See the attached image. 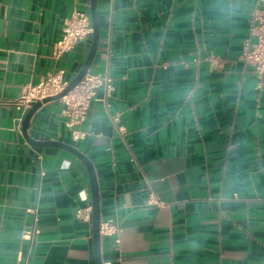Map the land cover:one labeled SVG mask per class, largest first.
I'll return each instance as SVG.
<instances>
[{"label":"crops","instance_id":"1","mask_svg":"<svg viewBox=\"0 0 264 264\" xmlns=\"http://www.w3.org/2000/svg\"><path fill=\"white\" fill-rule=\"evenodd\" d=\"M90 1L0 0V264H95L91 221L75 215L91 205L86 166L29 143L10 104L25 84L78 72L92 33L60 56L53 48L63 19ZM258 5L96 0L88 71L112 77L111 95L98 89L72 127L62 102L46 101L27 135L90 160L101 220L122 228L118 246L101 238L102 264H264V84L237 59ZM210 52L225 62L212 68Z\"/></svg>","mask_w":264,"mask_h":264},{"label":"built area","instance_id":"2","mask_svg":"<svg viewBox=\"0 0 264 264\" xmlns=\"http://www.w3.org/2000/svg\"><path fill=\"white\" fill-rule=\"evenodd\" d=\"M258 1L259 5L253 7L249 20V35L252 40L244 39L237 55V59L248 66L252 74L256 76V88H260L264 84V0ZM92 31L89 12L73 10L63 19L62 34L54 44L53 55L60 56L72 49L76 43L84 40ZM204 59L209 62L212 68H218L225 62L224 57L211 52ZM194 60L197 61V59ZM68 83L69 81L63 77V72L56 71L47 74L37 83L23 85L19 95L10 101L14 109L15 126L19 127L25 112L33 103L41 101L47 96L59 94ZM98 89H102L105 99L108 98L114 89L112 77L107 72L91 73L87 71L69 91L58 98L63 104L62 114L66 116L68 127L81 124L87 119L92 98ZM109 118L121 133L122 126L119 124L118 114H110ZM72 132L75 137H83L85 133L78 130H72ZM75 132L79 133L75 134ZM75 215L81 221L90 222L91 205L77 209ZM121 231L122 228L114 219L100 221V237L115 236V246H118V235Z\"/></svg>","mask_w":264,"mask_h":264},{"label":"water","instance_id":"3","mask_svg":"<svg viewBox=\"0 0 264 264\" xmlns=\"http://www.w3.org/2000/svg\"><path fill=\"white\" fill-rule=\"evenodd\" d=\"M90 18L92 24V39L91 45L84 60L82 66L78 70V72L73 76V78L69 81L68 85L57 95L54 96H47L43 98L41 101H37L33 103L30 108L27 109L25 112L23 119L21 121V132L24 138L31 144L39 145V146H58L64 148L75 156H77L86 166L88 177H89V191H90V200H91V236H92V246H93V253H94V260L95 264H102L101 257H100V233H99V225L101 221L100 215V204H99V190H98V183L94 168L88 159V157L82 154L79 150L74 148L73 146L59 142L54 140H34L27 135V127L29 123V119L32 113L41 106L42 103L58 99L61 95L65 94L69 91L80 79L81 77L88 71L89 67L92 64L94 59L97 45H98V37H99V26H98V18L96 13V0L90 1Z\"/></svg>","mask_w":264,"mask_h":264}]
</instances>
